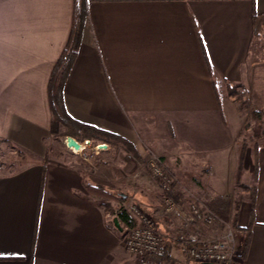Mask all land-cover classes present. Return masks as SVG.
Here are the masks:
<instances>
[{
    "label": "crops",
    "instance_id": "obj_1",
    "mask_svg": "<svg viewBox=\"0 0 264 264\" xmlns=\"http://www.w3.org/2000/svg\"><path fill=\"white\" fill-rule=\"evenodd\" d=\"M72 9L73 0H0V139L30 160L0 175V264H150L125 249L102 199L87 189L107 182L152 214L170 256L181 258L176 219L164 215L158 182L144 172L148 149L177 178L184 205L231 199L235 183L252 182L254 193L235 209V230L248 235L244 256L237 249L242 264H264V145L255 181L253 162L237 178L243 121L227 95V86L252 89L264 77V0H86L65 110L129 147L116 141L77 163L48 152L47 86Z\"/></svg>",
    "mask_w": 264,
    "mask_h": 264
},
{
    "label": "built area",
    "instance_id": "obj_2",
    "mask_svg": "<svg viewBox=\"0 0 264 264\" xmlns=\"http://www.w3.org/2000/svg\"><path fill=\"white\" fill-rule=\"evenodd\" d=\"M83 144L86 141H78ZM88 141V140H87ZM75 152L73 147H68ZM106 144H97L95 149L105 150ZM145 164L150 175L157 180L161 190V202L163 213L169 219H176L177 229L174 241L182 257L172 259L167 264H242L234 235L231 230H226L223 235L213 238H204L191 229L195 223H201L204 227L211 229L218 218L214 212L196 201H190L184 205L181 199L176 198L174 186L175 177L166 169L165 160L154 152L149 151ZM130 216L135 222L133 226H123L122 240L126 249L135 257L143 258L151 256L161 248L163 236L158 230L157 222L151 213L146 211L139 203L131 202L128 205Z\"/></svg>",
    "mask_w": 264,
    "mask_h": 264
},
{
    "label": "rangeland",
    "instance_id": "obj_3",
    "mask_svg": "<svg viewBox=\"0 0 264 264\" xmlns=\"http://www.w3.org/2000/svg\"><path fill=\"white\" fill-rule=\"evenodd\" d=\"M262 37H264V35H262ZM261 39H262V45H264V38H261ZM260 83L261 84H257L255 88H252V89L246 86L240 85V84L227 86V95L230 96L233 102L236 104L237 110L239 111L242 117V121H243L242 127L236 136L237 149L239 151V148L241 145L245 147L242 164L243 162H246V164L249 167H251L250 163L253 162L255 148L257 146L259 147L262 143H264V135H262V133H264V77H262V82ZM229 91H231L232 94H229ZM254 110L261 111V116L259 119H255V117L252 118L251 112ZM254 128L258 129V134L260 135V137L259 136L254 137L253 135ZM65 131L66 129L63 126L59 125L57 132L55 133L51 132V138L48 140L49 154L51 156H56L59 159L64 160V161L72 160L77 163L79 162L81 157L88 156V155L92 157L93 155L91 153L93 149L95 148V145L99 143L100 144L104 143L107 145V147H109L110 144L117 141L113 138H108L106 142L102 140H97V139H89L90 142L80 144L79 148L75 149V152H78L79 150H81L82 147L86 146L85 149H83L79 153H74L66 145ZM75 139L78 141H83V140H80V137L75 138ZM84 140H87V139H84ZM125 146L129 147V145H125ZM149 151L151 150L149 149L145 150V155L148 154ZM110 157H111L110 155H105V156H99L97 159L103 160V159H108ZM29 161H30L29 158H27L23 152H21L19 149H16L15 147H12L5 140L3 141L2 139H0V175L14 173L20 170L21 168H23L25 165H27ZM166 169L168 170L169 173H171L175 177V175L167 167V165H166ZM144 172L150 175V172L146 164H145ZM175 179L177 178L175 177ZM95 185L99 186L101 189L98 188L99 193L95 192L94 195L102 199L103 201L102 203L104 204V206L106 207V209H108L110 213V216H109L110 219L114 218L113 216L116 213V210H118L119 208L124 209L128 213L129 216H132V214L128 211L127 208H128L129 203L135 202V201H129L127 203L124 202V198H122L119 195V192L116 191L114 187L110 185L109 182H107L106 185H102L98 183ZM247 186L248 187H245L239 180L237 183H235V187H234L233 194L231 195V199L223 198L215 202L216 206H214V208H209L208 206H206V204H204L203 201H200V200L199 202L196 201L200 205L206 206L209 210H211L212 212L216 214L218 218V222L213 227V229L215 230L220 229V232H222L220 233L221 235H223L224 232L228 229L231 230L233 233H235L234 240L236 242V246L239 240H238V233L235 230V221H234L235 209H236L237 202L242 200V198L244 197L243 194L245 192H248L247 194L251 195L253 183L251 182ZM222 200H225V203L222 202ZM119 226L121 227L122 225L119 224ZM121 230H122V227H121ZM122 234H123V231H121V233H118L119 238L121 242L123 243ZM135 258L137 259V261L138 260L141 262L148 261V263L150 264H167L168 261L175 259V258H172L171 256H170V260L168 261H164V260L159 261L157 258L153 256H145L143 258L135 257Z\"/></svg>",
    "mask_w": 264,
    "mask_h": 264
},
{
    "label": "trees",
    "instance_id": "obj_4",
    "mask_svg": "<svg viewBox=\"0 0 264 264\" xmlns=\"http://www.w3.org/2000/svg\"><path fill=\"white\" fill-rule=\"evenodd\" d=\"M85 17H86V0H73V9H72V18H71L69 36L67 38L64 49L62 50L60 56L58 57L51 71L47 86L49 106L52 114L50 131L52 133L57 132L59 125H61L66 129L65 136H71L73 138L80 137V140L87 139L88 141L84 143L90 142L89 139H97L106 142L108 138H113L117 141L122 142L124 145H128V143L125 140L111 134L110 132L73 120L65 110V106L63 103V96H62L63 85L65 78L69 72V69L73 63V60L75 59V56L77 54L78 47L80 45L81 32L85 21ZM257 22L258 20L256 19L255 16V25ZM229 94H232V92L229 91ZM251 114H252V118L255 117V119H259L261 116V111L254 110L251 112ZM253 135L254 137H258V136L260 137V135L258 134V129L254 128ZM262 135H264V133H262ZM261 145H264V143H262ZM244 149L245 147L241 145L238 151L237 178L239 177L242 171V161L245 152ZM257 149L258 146L255 148L254 157H253V164H254L253 182L255 181ZM42 172L44 173V169ZM98 188L100 187L95 184L88 185L87 187L88 191L93 193L98 192ZM254 190L255 187L253 185L251 195L254 193ZM221 199L223 198H216L213 201H209L207 203L205 202V204L209 208H214V206H216L215 202ZM222 202L225 203V200H222ZM113 217L117 218L119 224H123L127 226L134 225V220L128 215V213L124 209L119 208L118 210H116V213L114 214ZM116 230L118 233H121L120 230L118 229ZM238 240L241 246V256H244V252L246 250L248 243V235L244 233L238 234ZM169 250H170V244L163 243L161 248H159V250L151 256L157 258L159 261H163V260L168 261L170 260Z\"/></svg>",
    "mask_w": 264,
    "mask_h": 264
},
{
    "label": "water",
    "instance_id": "obj_5",
    "mask_svg": "<svg viewBox=\"0 0 264 264\" xmlns=\"http://www.w3.org/2000/svg\"><path fill=\"white\" fill-rule=\"evenodd\" d=\"M84 141H87V140H84ZM65 142L68 147H73L74 149H78L80 145L79 142H77L76 139L71 136H67L65 138ZM113 224L118 230H121V227L119 226V222L116 217L113 218ZM194 264H215V263L203 262V263H194Z\"/></svg>",
    "mask_w": 264,
    "mask_h": 264
}]
</instances>
